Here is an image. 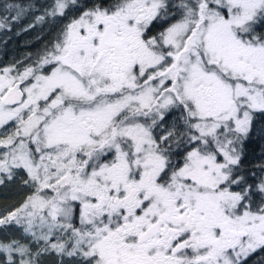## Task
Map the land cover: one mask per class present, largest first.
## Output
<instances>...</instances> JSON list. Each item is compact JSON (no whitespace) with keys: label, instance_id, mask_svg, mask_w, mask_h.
<instances>
[{"label":"snow or ice","instance_id":"6c2138e0","mask_svg":"<svg viewBox=\"0 0 264 264\" xmlns=\"http://www.w3.org/2000/svg\"><path fill=\"white\" fill-rule=\"evenodd\" d=\"M33 7L0 2V30ZM49 18L66 22L35 59L0 68V186L31 189L0 213L22 233L0 264L264 251V160L246 151L264 140V0H52Z\"/></svg>","mask_w":264,"mask_h":264},{"label":"trees","instance_id":"16d2710c","mask_svg":"<svg viewBox=\"0 0 264 264\" xmlns=\"http://www.w3.org/2000/svg\"><path fill=\"white\" fill-rule=\"evenodd\" d=\"M0 2H3V0H0ZM17 2H20V0H17ZM26 2L34 5L28 14L19 22L12 24L10 30L7 28L0 30V67L8 66L18 60L24 61L25 64L31 63V60L27 57L31 56L32 59H35L37 52L55 34L56 28L61 23L66 22L53 21L50 18L44 23L35 22V16L42 15L43 9L49 6L52 0H26ZM28 24H34V27L27 32L22 31ZM255 122L257 128L264 126V116L257 115ZM262 145H264V140L256 138L249 142L246 146L248 161L255 163L264 160ZM17 181L16 179L15 189L10 194L7 193L4 187H0V213L18 206L26 196L31 194V189L24 188L21 181ZM21 234V230L14 226L6 231H0V239L6 241L7 239L20 238ZM46 258L50 259L51 264H55L57 259L54 256H43L41 257V264H47L44 262ZM246 264H264V251L257 250L251 254Z\"/></svg>","mask_w":264,"mask_h":264},{"label":"flooded vegetation","instance_id":"af4514ba","mask_svg":"<svg viewBox=\"0 0 264 264\" xmlns=\"http://www.w3.org/2000/svg\"><path fill=\"white\" fill-rule=\"evenodd\" d=\"M166 26V25H165ZM1 68V67H0ZM169 120H171V117H169ZM17 180L19 181L20 179L19 178H17ZM17 181V182H18ZM16 184V180L14 181V182H11V183H7V184H5V185H3V186H0L1 188L2 187H4V189L5 190H7V193H11L12 191H14V189H15V187H14V185ZM25 188V187H24ZM18 189H19V187H18ZM23 190V189H22ZM8 194V196H10Z\"/></svg>","mask_w":264,"mask_h":264},{"label":"rangeland","instance_id":"374dc122","mask_svg":"<svg viewBox=\"0 0 264 264\" xmlns=\"http://www.w3.org/2000/svg\"><path fill=\"white\" fill-rule=\"evenodd\" d=\"M1 68H2V67H1ZM12 227H14V226H12ZM15 227H17V226H15ZM44 260H45L44 262H46L47 264H51L49 258H46V259H44Z\"/></svg>","mask_w":264,"mask_h":264}]
</instances>
